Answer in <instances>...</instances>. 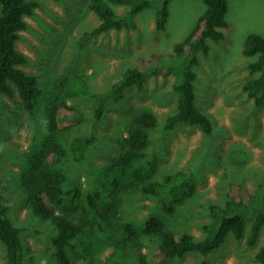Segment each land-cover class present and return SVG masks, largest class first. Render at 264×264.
<instances>
[{
  "label": "rangeland",
  "instance_id": "374dc122",
  "mask_svg": "<svg viewBox=\"0 0 264 264\" xmlns=\"http://www.w3.org/2000/svg\"><path fill=\"white\" fill-rule=\"evenodd\" d=\"M34 1L39 6L32 17L25 18L27 29L20 32L16 48L29 58L21 69L38 78L42 90L39 103L29 114L16 93L12 97L0 95V193L8 219L22 229L19 237L23 264H57L52 244L57 227L51 219L34 214L22 176L30 158L49 142L48 113L52 104L60 100L79 110L80 122L73 130L58 133V141L68 147L75 137L93 138L82 159L75 161L70 156L60 164L67 175L65 188L77 185L83 193L98 192L102 201L114 206L110 214L113 240L125 249L128 264H135L138 255H143L148 264L156 263V240L144 233L145 222L151 216L160 218L165 229L176 237L188 233L201 240L202 226L211 220L209 206L225 205L230 184L242 185L251 195L260 194L262 201L264 109L256 107L243 91V85L258 74H251L247 67L256 57L244 56L242 49L248 35L264 36V0H226L228 26L223 30L224 38L219 42L208 39V53L198 52L197 63L185 65L195 74V107L211 122L209 136L199 127L186 124L164 129L166 118L177 106L174 71L166 76L152 74L142 90L130 88L121 101L107 103L99 121L93 115L92 97L106 92L136 65L138 58L172 54L173 47L188 36L205 12L202 0H170L163 31L155 29V7H149L135 16V29L110 30L83 44V34L99 22L88 8L89 0ZM111 8L119 15L127 10L124 6ZM75 82L84 84L87 91L70 92ZM142 112L156 117L145 149L156 155L154 179L162 181L165 175L181 171L191 174L195 183L194 194L178 204L172 214L164 211L155 196L145 195L139 188L112 191L103 186L106 170L120 155L118 139L126 136L132 119ZM259 210L260 204L256 212ZM124 223L134 225V239L121 235ZM249 227L250 220L246 218L244 238L237 241L229 235L220 248L206 257L207 263L260 264L255 254L264 246V229L256 246L249 247ZM202 259L199 253L191 252L166 264H195ZM0 264H6L1 243Z\"/></svg>",
  "mask_w": 264,
  "mask_h": 264
},
{
  "label": "trees",
  "instance_id": "16d2710c",
  "mask_svg": "<svg viewBox=\"0 0 264 264\" xmlns=\"http://www.w3.org/2000/svg\"><path fill=\"white\" fill-rule=\"evenodd\" d=\"M202 1L206 6L205 12L197 19L188 36L173 47L172 54L155 53L149 58H138L136 65L127 69L106 92L93 94V115L96 121L103 117L107 103L121 101L130 88L142 90L150 75L166 76L174 71L176 81L173 91L177 95V106L175 112L166 118L164 129L172 130L178 124H186L199 127L205 135H211L209 118L195 107V74L185 65H195L198 52L204 55L208 53V39L219 42L224 38L223 30L228 26V5L226 0ZM169 2L89 0L88 8L99 22L95 28L83 34L80 42L83 44L110 30L135 29V16L149 7H155V29L163 31L168 18ZM111 5L124 6L127 10L119 15ZM38 6L34 0H0V95L12 97L16 93L20 105L29 114L35 112L42 90L36 75L21 69L29 63V58L16 48V43L20 39V32L27 29L25 18L32 17ZM242 53L247 57H256L247 67L251 74H258L243 85V91L256 107L264 109V36L248 35ZM71 88L73 94L75 90L82 93L87 91L86 86L79 82L73 83ZM79 122V110L66 100L52 104L47 125L49 142L30 158L28 170L22 176L24 192L34 214L43 219H51L57 227L58 232L52 238L57 264H128L125 249L119 248L113 240L110 214L114 206L102 201L98 192L83 193L77 185L65 188L67 175L61 170L60 164L70 156L75 161L82 159L84 150L93 138L75 137L65 147L56 135L73 130ZM155 126L156 117L150 112H142L132 119L126 136L123 135L117 141L120 155L106 170L103 186L112 191L139 188L143 194L155 196L164 211L172 214L178 204L194 194L195 183L191 174L181 171L165 175L162 181L154 179L156 155L146 153L145 149L149 141V130ZM259 197L260 194L251 195L240 184H230L225 205L209 206L211 220L202 226L204 238L201 240L194 239L188 233L176 237L165 229L160 218L149 217L144 225V233L156 240L155 264H166L169 260L181 259L191 252L203 256L195 264H208L206 257L220 248L229 235L237 241L244 238L246 218L250 220L246 244L249 247L256 246L264 229V198L260 202ZM259 204L260 210L256 212ZM6 211L0 193V243L5 249L6 264H23L19 237L22 229L11 223ZM120 231L124 239L135 238L132 223H124ZM106 249L110 250L107 252ZM255 259L264 264V246L256 252ZM134 263L148 264L143 255L136 256Z\"/></svg>",
  "mask_w": 264,
  "mask_h": 264
}]
</instances>
